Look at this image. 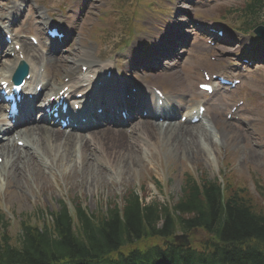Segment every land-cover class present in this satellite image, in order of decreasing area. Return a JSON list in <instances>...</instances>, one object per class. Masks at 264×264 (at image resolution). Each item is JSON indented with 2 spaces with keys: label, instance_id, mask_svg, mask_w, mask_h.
I'll list each match as a JSON object with an SVG mask.
<instances>
[{
  "label": "rangeland",
  "instance_id": "obj_1",
  "mask_svg": "<svg viewBox=\"0 0 264 264\" xmlns=\"http://www.w3.org/2000/svg\"><path fill=\"white\" fill-rule=\"evenodd\" d=\"M89 1V6L82 9L81 15L73 17L70 14L68 16L69 22L74 24L75 35L73 43L67 46V50L62 54L63 60L70 61L72 59L74 55L69 54L68 51L83 46L85 37L89 38L93 48L96 46L94 40H99V55L104 56V59H112L117 55L116 46L125 39V36L129 35L130 31L135 33H132L134 38L131 39L132 44L128 49L136 47L137 50L142 51L155 49L158 45L157 40L160 42V37H162L165 41L164 36L171 31L183 33L185 35L182 40L184 45H176L174 51L176 55L167 57L168 59L165 60L167 66L158 65L157 68L153 66V69L147 71L146 74L149 79L163 84L172 93L183 95L193 93L196 101L207 99L209 104L206 118L212 124L211 132L205 129L203 124L193 126L192 134L185 133L183 137H180L186 145L177 147L173 154L165 145V141L164 147L162 146L158 152L152 151L149 154L144 152V146L141 143L137 153L133 154L141 162L136 164L131 162L130 167H127L128 169L122 175L119 170L114 172L108 167L109 169L102 168L103 170L94 176L90 172L82 173L75 164H68L67 167H64L65 170L62 167L47 169L49 166H56L57 156L53 154L47 160L53 164L43 168L40 166V171L27 170V173H19L18 180H15L14 175L10 173L8 188L5 187V183L3 187H0V204L11 216V223L14 225L13 232L17 233L22 215L31 213L32 216L38 217L41 211L49 213L50 210H55L58 207L59 200L62 198L67 201L72 212H74L77 203L88 212L99 213V215L106 213L112 204L122 206L123 199L130 190L140 194L142 190H145L146 193H143L142 196L148 204L155 201L162 207L174 205L181 194L183 175L188 172H193L196 175L206 174L210 178L218 177L219 180H222V176H224L222 172L231 171V174L226 175V183L233 189L235 188L236 193L245 197L248 202L252 200L254 207L264 213V201L257 197L254 191L257 182L264 183V100L258 94L254 95L253 100H256V103H263L262 109L258 111V115L263 120L262 124H258L255 116L249 117L253 118L250 120V126L226 119V112L231 104L238 99V96L246 97V107L255 109V102L253 100L248 102V100L252 94V88H260V93L264 91V74H257L258 77H256L253 71H248L243 74L244 81L235 92L223 94L222 97L206 98L199 94L195 88L193 79L195 67L191 68L193 63L185 65L190 68L185 75L181 71L182 63L187 56L185 60L193 57L196 59L195 64L208 65L218 64L217 61H209L210 54H216L220 58L219 63L225 62L231 57L225 44H219L212 49H204L197 36L190 39L194 30L190 27V17L186 15L185 11H190L191 15L195 14L208 21L214 22V19L222 21L223 15L229 13L231 7H237L245 0H183L184 2L176 0L171 7L169 5L162 8L155 5L153 0ZM24 3L28 13L26 12L27 18L22 23V27L26 25L27 28H30L35 23L30 17L36 16L35 7L34 4L29 5L30 0H24ZM39 3H44L47 6H52L48 3H63V11L67 13L66 7L76 6L78 1L74 3L72 0H40ZM153 6L157 7L158 11H155ZM179 6H186L187 9H181ZM163 8H167L166 15H163V11H161ZM113 14L117 15L113 16ZM232 20L234 21L235 18ZM187 31H189V35ZM245 40L247 43L243 42L244 44L251 43L247 36ZM192 41L193 43H191ZM138 44L145 45V48H139ZM185 47H189L188 52L178 54V51ZM262 70H264V66ZM214 126L217 128L216 130L213 128ZM213 133H218L221 138L220 142L213 141ZM186 135L193 137L187 140ZM200 135L209 142L212 155H209L201 146ZM187 149H191L193 152L188 153ZM224 150L227 156L225 159H220V154ZM108 159L113 163L111 157ZM227 160L230 162L229 165L226 164ZM121 162L118 160L117 163ZM97 165L105 166L100 163ZM113 165L118 168L119 164L114 163ZM133 165L135 169H132ZM50 169L51 172L46 173ZM30 178L35 179V182L29 181ZM5 189L6 193L9 189L12 190V193L5 194L6 199L3 198ZM169 211L172 214L176 213L173 207ZM176 214L178 215V213ZM162 223L163 220L160 219L159 226ZM204 236V233L200 231L198 235H192V240L197 243Z\"/></svg>",
  "mask_w": 264,
  "mask_h": 264
},
{
  "label": "trees",
  "instance_id": "obj_2",
  "mask_svg": "<svg viewBox=\"0 0 264 264\" xmlns=\"http://www.w3.org/2000/svg\"><path fill=\"white\" fill-rule=\"evenodd\" d=\"M245 6L250 23L264 9V0H250ZM185 184L173 207L178 215L158 203L144 205L136 194L123 207H111L99 216L78 205L73 218L62 205L41 226L23 218L15 242L8 219L0 213V264H116L119 257L128 264H264V213L252 200L235 188L225 190L216 180L188 178ZM178 227L204 229L212 237L206 253L157 240L170 238ZM152 238L155 242L148 245Z\"/></svg>",
  "mask_w": 264,
  "mask_h": 264
},
{
  "label": "bare ground",
  "instance_id": "obj_3",
  "mask_svg": "<svg viewBox=\"0 0 264 264\" xmlns=\"http://www.w3.org/2000/svg\"><path fill=\"white\" fill-rule=\"evenodd\" d=\"M30 50L35 54H32ZM23 51L25 60L28 62L29 66L32 67L36 75H40L47 80L46 88L51 84V88L48 89L49 92L59 89L58 84L64 79L58 74L59 70H49V66L46 64L45 72L39 74L38 68L40 65L44 64L42 55H38L34 47L25 42H23ZM80 57L86 62L82 64H88V71L76 77L74 76V69H68L64 66L62 73L64 77H70V80L66 82L69 88L63 94H71L75 89H80L85 93L92 83V78L89 74L92 73L94 76H99L104 70L112 66L109 62L100 63L98 60L92 58L91 54L86 50L82 52ZM17 59L18 57L15 55L8 63H0V70L4 72L5 78H7L6 72H12ZM35 80L34 78V81ZM113 90L120 94L118 89L114 88ZM98 97L99 95L95 100ZM110 102L106 104L109 105ZM147 103L151 105L150 100H147ZM170 105L173 106V104ZM169 111L170 110L165 112L163 118L170 116ZM106 113H108L107 110ZM114 120L115 119H111L110 121L112 122ZM35 123L36 120H29L22 125H12L9 119L6 118L5 113L0 109V134L6 135L19 126L20 130H22L20 136L28 145L26 149H21L15 143L14 139V143L7 144L6 147L0 150V156L6 160L3 161V164H5L4 166L0 165V186H3L6 180L9 182L7 176H9L10 173L14 175L15 180H18L19 173H25L27 170L40 171V166L43 168L53 164V162L49 163L47 161L52 154L57 156V161L55 162L56 166H49V168L53 167L52 169H58L62 167L63 170H65L64 167H67L68 164H74V158L76 157L74 152L78 149L80 151V159L82 158L83 160V165L80 168L82 173L90 172L95 176L103 169H107L106 167L110 165L115 172L119 170L122 175L126 169H128L127 167H130L131 162H134V164L141 162L133 155L137 153L139 144L142 143L146 152L150 151L151 147L155 148V140L162 136V142L164 143L165 141V145L170 149V153L173 154L177 150V147L186 145L184 140L181 141L180 137H183L185 133H193L192 130L187 129L191 127L186 126L185 128L182 124H177L172 120H166L160 124H155L154 122L143 124V122L138 121V123L134 125V129L137 135L144 140V143L142 140L134 138L133 134L135 133L128 136L126 134L127 130L125 131L124 128H112L108 125L94 131H88L87 133L91 134V139H87L83 137V135L79 136L72 132L61 131L56 127L48 126L45 121H41L40 125ZM204 124H206L207 130L211 128V123H209L208 120H206ZM190 137L193 136H185L187 140L190 139ZM130 138H134V141L132 142ZM92 140L95 141L96 149L89 148V141ZM162 145L163 144H161V146ZM187 152L192 153L193 151L187 149ZM109 157H111L113 163L110 162L108 159ZM117 159L122 162L117 163ZM98 163L106 167H100L97 165ZM114 163L119 164L118 168L113 165ZM132 169H135L134 165ZM3 172H5L7 176L4 175ZM9 192L12 193V190L9 189L6 194Z\"/></svg>",
  "mask_w": 264,
  "mask_h": 264
}]
</instances>
